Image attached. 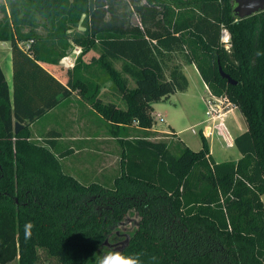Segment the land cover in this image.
<instances>
[{
  "label": "trees",
  "instance_id": "trees-1",
  "mask_svg": "<svg viewBox=\"0 0 264 264\" xmlns=\"http://www.w3.org/2000/svg\"><path fill=\"white\" fill-rule=\"evenodd\" d=\"M232 1L6 0L0 43H10L13 76L10 93L0 67V264H39V251L58 264H101L108 234L130 211L137 227L113 255L138 264H264V11L239 19ZM36 14L50 27L45 38ZM79 23L81 34L68 33ZM30 40L29 49L19 46ZM69 42L81 55L97 49L88 68L106 74L125 110L103 103L98 83L73 73L77 65L65 85L43 67L57 61L50 49L63 58ZM176 54L244 117L248 129L234 141L239 160L214 162L202 135L200 150L177 153L166 141H121L112 187L85 186L63 172L54 143L32 140L30 124L74 91L113 131L133 122L150 129L152 105L188 86L179 64L165 74Z\"/></svg>",
  "mask_w": 264,
  "mask_h": 264
},
{
  "label": "rangeland",
  "instance_id": "rangeland-1",
  "mask_svg": "<svg viewBox=\"0 0 264 264\" xmlns=\"http://www.w3.org/2000/svg\"><path fill=\"white\" fill-rule=\"evenodd\" d=\"M234 1V0H233ZM232 1V7L234 8L236 5ZM21 3V1H19ZM6 5V0H0V7ZM4 13L2 12V9L0 8V19L3 17ZM132 23L137 24L138 20L134 16L131 19ZM33 25H36V32L39 36L42 38H45L48 34V30H50V27L47 26L43 20V18L39 15H35L34 17V23ZM31 26L27 25L23 27V31L27 32ZM83 26L79 23V25L76 28L69 29L70 34L72 33H78L81 34L83 32ZM229 39V34L226 30L221 31V42L225 45L226 48H229V44L226 43ZM69 48L66 50V56L60 59H57L55 55H53V49H50V59L57 60L55 64L45 63L46 67H54L62 76L65 74L66 70H71L77 65L75 68V71H73L74 74H77V76L88 79L89 81H93L94 83L97 82L100 87V93L102 97V102L107 104L109 102L116 103L117 107L119 109L125 110L126 105L123 101H121L120 97L116 94L114 91V84L107 79V76L100 68L97 66H92L91 68H88L89 65L86 64L90 61V57L92 55L98 56L97 49H91L90 53L81 55V48L76 46L74 43L69 42ZM57 52L61 51V48H58L57 46L54 47V50ZM6 48L1 47L0 49V60L2 59V55L4 54ZM79 59V62L77 61ZM86 61V62H85ZM179 61L184 62V59L181 54H176L171 57V61L166 64L165 66V74L166 76L169 75V69L175 64H178ZM77 63V64H76ZM114 67L116 69H119V64L115 63ZM4 70L7 72L6 67H4ZM58 73V74H59ZM63 79H65L63 77ZM135 83L133 80H129V87H134ZM202 88L200 87L198 90V93L190 100L181 99L179 96H172L170 95L167 99H164L160 101L159 103H156L153 107V112L160 113L164 116L163 121L160 122V119L157 121L156 128L159 130H165L166 129V123L172 122V126L174 130L177 133H180V137L183 140H188L192 146V148H199L201 145V134H200V125H197V122H200L203 118V106L199 100V96L202 94ZM210 93V97H211ZM216 97V96H214ZM216 98H226V97H216ZM188 103H190L193 107L191 108ZM218 104H221L220 102H217ZM225 104L226 101H224ZM223 103V104H224ZM231 105V104H230ZM192 110V114L190 113V110ZM184 111V112H183ZM187 114V116H186ZM62 114H52L46 117L41 118L38 120V124H36V129L33 130L34 136H39V138L34 137V142L44 145L47 141V135L46 130L44 128H49L54 131H61L62 134L67 136L69 134V117H67V120L63 117H61ZM159 115V114H158ZM160 117V116H159ZM155 119V117H153ZM157 118V116H156ZM161 118V117H160ZM228 126L230 129H234V127L231 125L230 122H228ZM154 124V123H153ZM62 126V127H61ZM99 127V125H97ZM136 123H132L129 126H126L125 128L120 127L119 129H110V124L105 126V124H101V129L103 133H105V130L107 131V135L109 137V151H108V157L105 163V166H102L101 171L100 170H90V169H75V167L78 165L75 161V157L66 156L62 159V170L66 174H72L75 175L77 180L81 182V184L87 186L91 183H101L102 185L106 186L107 188H111L113 181L115 177L119 175L120 172V163L122 154L124 153L123 146L121 144V141L126 142H134L141 138H148L151 137V140L154 141H167L168 144L171 147L172 153H177L176 147H182L180 144V141L177 139L176 135L169 134V135H160L154 132H143L140 131L137 127L135 129ZM123 128V129H122ZM195 129L197 131V134H193L191 129ZM45 132H43V131ZM43 132V133H42ZM234 132V131H232ZM169 137L168 139H161L158 137ZM211 149L213 152V158L212 160L214 162H226V161H234L236 158L234 156V149H228L225 148L224 144L219 143L217 140L213 141L211 144ZM66 144L62 143L59 144L58 147H56L54 150L55 154L62 153L61 151L66 148ZM195 150V149H194ZM199 150V149H197ZM196 150V151H197ZM65 152V151H64ZM88 161L90 162L91 157H88ZM98 161H93L92 164H96ZM263 203H264V197H263ZM138 216L136 212L130 211L123 222L115 226L111 232L108 234L105 243L103 244L101 250L99 251L97 255V260L103 259L109 255H113L114 253L119 252L126 244L128 239L132 236L134 230L137 227V221ZM41 254V261L39 264H58L55 260L51 261H45L44 255L41 251H39ZM12 264H15L13 262Z\"/></svg>",
  "mask_w": 264,
  "mask_h": 264
},
{
  "label": "crops",
  "instance_id": "crops-1",
  "mask_svg": "<svg viewBox=\"0 0 264 264\" xmlns=\"http://www.w3.org/2000/svg\"><path fill=\"white\" fill-rule=\"evenodd\" d=\"M71 31L68 30V33ZM1 47H5L6 50L4 54L2 55V59L0 60V67L4 73L5 79L9 85L10 88V93H12V61H11V49H10V43L9 42H2L0 43V49ZM89 50L88 52L84 53L85 55L90 53ZM98 52V51H97ZM83 54V56H84ZM98 56L92 55L89 59L90 61L86 64H89L93 58H98ZM86 62V61H85ZM47 64V63H46ZM178 64L181 66V70L184 74V76L187 79L188 86L185 91L183 92H176L172 94V96H179L181 99H192L196 93H198L199 88H202V94L199 96V100L203 106V118L200 122H197V125H200V134L204 136L208 143L209 147V154L211 158H213V152L211 149V143L215 140H217L219 143L224 144L225 148H230L234 149L235 153V160L237 161L241 158L240 152L237 150L235 147L234 141L235 138L243 133H245L248 129L247 124L245 122L244 117L240 113V111L237 109V107L233 105H229L225 107V110L222 111L219 114H214V115H207V101L210 98V91L207 87V85L203 82L198 70L196 69L195 65L193 64H186L183 63L182 61H179ZM4 67H6L7 72L4 70ZM43 67L51 74L53 75L56 79H58L62 84H66L67 82V72L72 71L71 70H66L65 74L62 76L59 72L54 69V67H46L45 64H43ZM59 73V74H58ZM63 77L65 79H63ZM135 86V85H134ZM133 88V87H132ZM115 92V91H113ZM99 98L101 100V93H99ZM162 101V100H161ZM111 103V102H109ZM159 103V102H158ZM116 104V103H114ZM154 103L152 105V116L155 117L154 119V124L152 127L148 130H140L143 132H154L160 135H169V134H174L176 135L177 139L180 141V144L182 146L188 147L193 151H196L197 149H201V145L199 148H192L190 142L188 140H183L180 137V133H177L173 126L172 122H167L166 123V129L165 130H159L156 128L157 121L161 117L160 122H165L164 116L160 113H155L153 112L154 110ZM188 105L191 107L192 105L188 103ZM193 108V107H191ZM190 110V113L192 114V110ZM184 112V111H183ZM52 114H62L61 117L64 116V118L67 120V117H69V134L65 136L62 134L61 131H54L49 128H44L47 138L46 142L44 145L50 143H54L55 148L59 146V144H66V148L62 150L59 155V161L60 163L62 162V159L65 158L66 156L75 157V161L78 164L75 169H90V170H100L102 169V166H105L107 157H108V151H109V137L107 135V131L105 130V133H103L101 129V124H105V126L108 125V122L105 121L99 114H96L93 112L91 106L83 100L79 93L77 91L72 92V95L61 102L56 108L52 109L50 112H48L46 115L43 117L52 115ZM159 114V118H156V115ZM67 115V117H66ZM187 116V114H186ZM41 117V118H43ZM39 118L38 120H40ZM38 120L30 124L29 129L31 132V138L34 140V137L39 138V136H34L33 130L36 129V124H38ZM68 121V120H67ZM228 122L231 123V125L234 127V129H230L228 126ZM99 125V127L97 126ZM62 127V126H61ZM207 128H210L211 132L208 135L203 134V131ZM38 129V128H37ZM136 129V126H135ZM193 129V128H192ZM191 129V131H192ZM197 134V131L193 129ZM234 131V132H232ZM42 132V133H43ZM161 139H168L169 137H158ZM148 140H151V137L147 138ZM154 141V140H151ZM167 142V141H166ZM54 148V149H55ZM195 149V150H194ZM54 152V150H52ZM65 151V152H64ZM198 151V150H197ZM88 157H91L90 162L88 161ZM93 161H98L96 164H92ZM219 163V162H216ZM62 166V163H61ZM120 173V172H119ZM73 176L76 180L75 175L69 174ZM116 178V177H115ZM79 181V180H78ZM81 183V182H80ZM101 184V183H100ZM264 194L261 196V200H263ZM263 202V201H262ZM264 204V203H263ZM13 263V262H12ZM11 263V264H12Z\"/></svg>",
  "mask_w": 264,
  "mask_h": 264
},
{
  "label": "water",
  "instance_id": "water-1",
  "mask_svg": "<svg viewBox=\"0 0 264 264\" xmlns=\"http://www.w3.org/2000/svg\"><path fill=\"white\" fill-rule=\"evenodd\" d=\"M234 3L236 6L233 8V12L239 19H244L264 11V0H234ZM219 71L221 77L226 78L229 84H236L221 69ZM21 129L22 126L19 123L14 124V133H17Z\"/></svg>",
  "mask_w": 264,
  "mask_h": 264
},
{
  "label": "built area",
  "instance_id": "built-area-1",
  "mask_svg": "<svg viewBox=\"0 0 264 264\" xmlns=\"http://www.w3.org/2000/svg\"><path fill=\"white\" fill-rule=\"evenodd\" d=\"M32 43H33L32 40L24 42V43L20 42L19 46L22 49L27 50V49H29V47ZM216 101L220 102L221 104L216 103ZM224 101H226L227 104H225ZM229 105H230V103L228 102V100L226 98H216L214 96H211L207 101V107H208L207 115L219 114L225 110L226 106H229ZM156 116H157V118H159V115H156ZM159 119L161 120V118H159ZM192 132L196 133L193 129H192ZM210 132H211L210 128H207L203 131V134L208 135V134H210Z\"/></svg>",
  "mask_w": 264,
  "mask_h": 264
},
{
  "label": "clouds",
  "instance_id": "clouds-1",
  "mask_svg": "<svg viewBox=\"0 0 264 264\" xmlns=\"http://www.w3.org/2000/svg\"><path fill=\"white\" fill-rule=\"evenodd\" d=\"M101 264H138V261L133 258H123L117 254L103 258Z\"/></svg>",
  "mask_w": 264,
  "mask_h": 264
},
{
  "label": "flooded vegetation",
  "instance_id": "flooded-vegetation-1",
  "mask_svg": "<svg viewBox=\"0 0 264 264\" xmlns=\"http://www.w3.org/2000/svg\"><path fill=\"white\" fill-rule=\"evenodd\" d=\"M233 3H234V1H233ZM234 13V12H233Z\"/></svg>",
  "mask_w": 264,
  "mask_h": 264
}]
</instances>
